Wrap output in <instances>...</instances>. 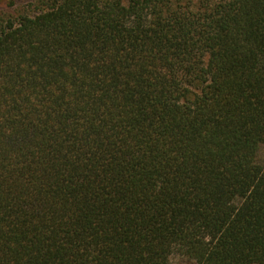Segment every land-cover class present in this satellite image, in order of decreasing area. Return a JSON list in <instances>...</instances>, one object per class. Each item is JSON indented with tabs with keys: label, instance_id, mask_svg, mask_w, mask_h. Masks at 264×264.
Segmentation results:
<instances>
[{
	"label": "trees",
	"instance_id": "16d2710c",
	"mask_svg": "<svg viewBox=\"0 0 264 264\" xmlns=\"http://www.w3.org/2000/svg\"><path fill=\"white\" fill-rule=\"evenodd\" d=\"M264 264V0H45L0 30V264Z\"/></svg>",
	"mask_w": 264,
	"mask_h": 264
},
{
	"label": "rangeland",
	"instance_id": "374dc122",
	"mask_svg": "<svg viewBox=\"0 0 264 264\" xmlns=\"http://www.w3.org/2000/svg\"><path fill=\"white\" fill-rule=\"evenodd\" d=\"M45 0H0V30L8 27L9 23L26 16H33L37 5ZM173 264H194L182 258H175Z\"/></svg>",
	"mask_w": 264,
	"mask_h": 264
}]
</instances>
